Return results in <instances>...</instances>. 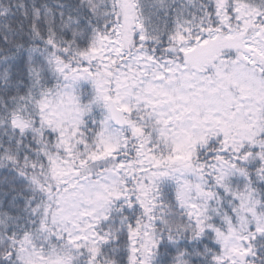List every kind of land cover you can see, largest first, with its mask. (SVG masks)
I'll return each instance as SVG.
<instances>
[{
    "label": "snow or ice",
    "instance_id": "obj_1",
    "mask_svg": "<svg viewBox=\"0 0 264 264\" xmlns=\"http://www.w3.org/2000/svg\"><path fill=\"white\" fill-rule=\"evenodd\" d=\"M0 264H264V0H0Z\"/></svg>",
    "mask_w": 264,
    "mask_h": 264
}]
</instances>
